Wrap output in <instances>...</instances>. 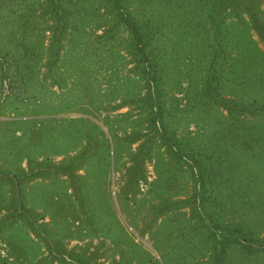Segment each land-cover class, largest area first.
I'll use <instances>...</instances> for the list:
<instances>
[{
	"label": "rangeland",
	"instance_id": "rangeland-1",
	"mask_svg": "<svg viewBox=\"0 0 264 264\" xmlns=\"http://www.w3.org/2000/svg\"><path fill=\"white\" fill-rule=\"evenodd\" d=\"M35 20L40 60V38L27 36L31 14L0 13V66L18 80L4 86L0 76V264H221L210 255L209 220L191 218L189 207L178 205L191 191L178 155L152 134L147 109L137 105L142 79L126 63L125 27L115 28L123 37L110 51L114 70L102 54L82 97L81 81L68 74L69 60H60L64 48L52 66L63 72V85L44 75L52 31L43 27L52 18ZM95 20L91 14L82 30L92 32L88 40L102 31ZM66 29L65 56L95 47ZM39 78L31 90L18 88ZM184 85L166 97L167 116L174 97L184 106ZM131 97L137 101L120 106ZM172 125L178 133L195 129L186 120Z\"/></svg>",
	"mask_w": 264,
	"mask_h": 264
},
{
	"label": "trees",
	"instance_id": "trees-1",
	"mask_svg": "<svg viewBox=\"0 0 264 264\" xmlns=\"http://www.w3.org/2000/svg\"><path fill=\"white\" fill-rule=\"evenodd\" d=\"M8 1L0 0V13L31 14L27 36L33 42L40 38L35 53L39 60L43 40L35 30V18L46 14L52 18L43 27L52 31L44 75L50 76V84L63 85V72L52 66L64 48L60 60H69L68 74L81 81L82 97L90 86L89 70L102 63V54L111 58L108 66L110 72L114 70L116 57L110 51L123 37L115 28L125 27L126 63L142 79V103L137 105L147 109L152 134L178 155L180 170L188 175L191 191L178 198L179 207L187 205L191 218L203 215L209 220L210 255H218L219 263L230 264L232 259L235 264H264V7L260 0ZM91 14L96 17L94 27L102 31L93 32L88 40L92 32L84 35L82 30ZM66 28L74 38L85 37L95 47H77L78 56H65L69 48L61 38L68 33ZM7 70L0 66L4 86L18 82ZM39 80L25 85L20 81L18 88L31 90ZM181 85L184 106L174 97V110H168L167 116L166 97L174 96ZM136 101L123 98L120 106ZM184 120L194 123L195 129L178 133L172 124ZM233 251L237 255L231 257Z\"/></svg>",
	"mask_w": 264,
	"mask_h": 264
}]
</instances>
